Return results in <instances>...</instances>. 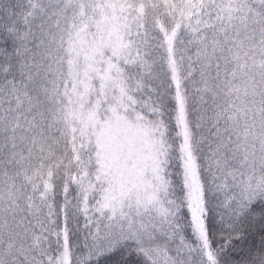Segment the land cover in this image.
<instances>
[{
    "label": "snow or ice",
    "instance_id": "1",
    "mask_svg": "<svg viewBox=\"0 0 264 264\" xmlns=\"http://www.w3.org/2000/svg\"><path fill=\"white\" fill-rule=\"evenodd\" d=\"M0 264H264V0H0Z\"/></svg>",
    "mask_w": 264,
    "mask_h": 264
},
{
    "label": "rangeland",
    "instance_id": "2",
    "mask_svg": "<svg viewBox=\"0 0 264 264\" xmlns=\"http://www.w3.org/2000/svg\"><path fill=\"white\" fill-rule=\"evenodd\" d=\"M83 223V220H81V224Z\"/></svg>",
    "mask_w": 264,
    "mask_h": 264
}]
</instances>
